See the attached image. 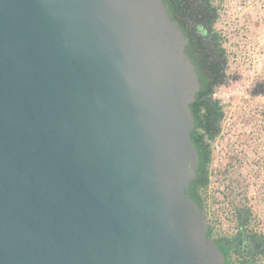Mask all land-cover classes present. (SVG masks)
I'll use <instances>...</instances> for the list:
<instances>
[{
  "label": "water",
  "instance_id": "obj_1",
  "mask_svg": "<svg viewBox=\"0 0 264 264\" xmlns=\"http://www.w3.org/2000/svg\"><path fill=\"white\" fill-rule=\"evenodd\" d=\"M189 36L163 0H0V264H224Z\"/></svg>",
  "mask_w": 264,
  "mask_h": 264
},
{
  "label": "rangeland",
  "instance_id": "obj_2",
  "mask_svg": "<svg viewBox=\"0 0 264 264\" xmlns=\"http://www.w3.org/2000/svg\"><path fill=\"white\" fill-rule=\"evenodd\" d=\"M226 79L213 94L222 107L220 133L202 197L213 236L234 235L236 209L249 230L264 233V0H216ZM204 216V215H203Z\"/></svg>",
  "mask_w": 264,
  "mask_h": 264
},
{
  "label": "trees",
  "instance_id": "obj_3",
  "mask_svg": "<svg viewBox=\"0 0 264 264\" xmlns=\"http://www.w3.org/2000/svg\"><path fill=\"white\" fill-rule=\"evenodd\" d=\"M163 2L167 7V0H163ZM205 2L207 3V9L200 12L198 15L203 20V25L200 28L206 32L207 36H204L202 39L197 37L193 39L190 34L188 38L190 45L188 53L194 57L204 81L200 89L201 97L192 104L195 127L191 132V140L197 150L198 165L196 169V178L190 183L189 189L192 199L200 207L204 218H206L204 214L205 199L201 194L205 192L208 185L209 167L213 161L212 143L217 131L216 127H212V121H214L215 117H221L223 115L222 107L219 101L213 98V94L215 89L223 84L226 79V68L224 67L225 51L221 43L223 37L214 29L218 19L219 5L216 3V0H205ZM210 6L212 7L211 9ZM176 12L180 13V10H176ZM173 21L179 23V25L189 31V33L191 32L190 28L183 25L181 20L173 19ZM215 50L218 53L216 55L214 54ZM238 210L239 209H236L235 211L237 222H239ZM249 222L250 219L248 217L247 221L244 223L243 232L251 236L253 243L261 244V248H251L249 251L244 252L240 250V248H235V245L228 243L229 247L223 249L226 256L225 264H264V233H258L252 229L249 230ZM207 227L209 234H211V232H213V227L208 221ZM221 237H225V235L220 236V238Z\"/></svg>",
  "mask_w": 264,
  "mask_h": 264
},
{
  "label": "flooded vegetation",
  "instance_id": "obj_4",
  "mask_svg": "<svg viewBox=\"0 0 264 264\" xmlns=\"http://www.w3.org/2000/svg\"><path fill=\"white\" fill-rule=\"evenodd\" d=\"M166 4H167V10H168L170 16L173 19L181 20L183 25L188 26L190 28V30H191L190 34L192 35L193 39H195L196 37L199 39H202V38H204V36H207L206 32L204 30H202V28H200L203 25V20L198 15L200 12L205 11L207 9V3L205 2V0H167ZM211 8L212 7L210 6V9ZM176 10H180V13L176 12ZM209 16H210V13H209ZM208 21H209V19H208ZM188 50H187V52H188ZM214 54L215 55L218 54L216 50L214 51ZM216 58H218V57H216ZM198 67L199 66L197 65V69H198ZM198 71L200 72L199 69H198ZM203 83H204V81H203V78L201 77V87H202ZM200 97H201V91L199 90V92L197 94V99H199ZM222 117H223V115L221 117L217 116V117H215L214 121H212V127L213 128L216 127V129H217V131L215 133L216 136L220 133ZM196 172H197V170H196ZM248 215H249L248 209L240 208L238 210L239 226H238L237 230L235 231L234 235H232L230 237H227V236L221 237L222 239L220 238V236H222V235L215 237L212 234L213 232H211V234H209L208 227H207V238H209L211 241L216 243V245L218 246V248L221 251L223 258H224V264L226 262V256H225L223 249H225L226 247H229V244L235 245V248H240V250H242L244 252L249 251L251 248H255V249L261 248V244L253 243L251 236H249V234H246L243 232V226H244V223L248 219ZM206 225H207V222H206Z\"/></svg>",
  "mask_w": 264,
  "mask_h": 264
}]
</instances>
